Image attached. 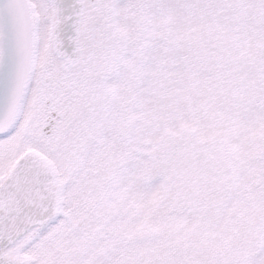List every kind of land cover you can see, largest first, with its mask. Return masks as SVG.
Returning <instances> with one entry per match:
<instances>
[{"label": "snow or ice", "instance_id": "1", "mask_svg": "<svg viewBox=\"0 0 264 264\" xmlns=\"http://www.w3.org/2000/svg\"><path fill=\"white\" fill-rule=\"evenodd\" d=\"M0 264H264V0H0Z\"/></svg>", "mask_w": 264, "mask_h": 264}]
</instances>
